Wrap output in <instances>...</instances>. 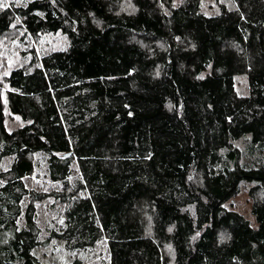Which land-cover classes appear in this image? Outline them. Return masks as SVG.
I'll use <instances>...</instances> for the list:
<instances>
[{
	"label": "trees",
	"instance_id": "obj_1",
	"mask_svg": "<svg viewBox=\"0 0 264 264\" xmlns=\"http://www.w3.org/2000/svg\"><path fill=\"white\" fill-rule=\"evenodd\" d=\"M129 2L0 13V39L20 19L25 37L69 40L0 83V159L14 157L0 172V264H41L33 251L52 238L71 251L106 239L110 264H264V0ZM7 107L27 123L11 133ZM39 153L62 191L26 187ZM246 185L257 227L227 207ZM48 198L65 227L40 242Z\"/></svg>",
	"mask_w": 264,
	"mask_h": 264
},
{
	"label": "rangeland",
	"instance_id": "obj_2",
	"mask_svg": "<svg viewBox=\"0 0 264 264\" xmlns=\"http://www.w3.org/2000/svg\"><path fill=\"white\" fill-rule=\"evenodd\" d=\"M35 0H0V13L6 9H15L26 7L28 3ZM213 2V1H212ZM214 3H208L205 6L206 13H211L210 9H214ZM210 6H213L210 8ZM131 5L129 0H122L121 9L127 11ZM21 25V20L17 19L15 28L10 36H4L0 39V83L3 78L11 74L12 71L28 67L34 54L41 59L42 57L53 52L64 51L69 47L68 38L62 33L42 34L38 38L25 37L24 31L17 27ZM34 49L35 53H31ZM237 89L241 94L248 93L247 76L236 77ZM6 87V86H4ZM247 92V93H246ZM5 95V93H4ZM6 129L8 132H14L27 123L10 113L8 107L5 110ZM240 149L245 155V143L240 142ZM35 163L34 174L26 177L24 182L29 190L37 192L50 193L53 191H62V183H54L50 180L48 173L47 156L43 153L34 155ZM14 162V157H6L0 159V172L8 171ZM72 176L69 182L73 183L81 179V172L77 161L75 160L71 166ZM0 181V187L2 186ZM251 185L243 186L241 194L232 199L227 207L243 215L251 222L253 227H257L256 219L252 215V199L250 197ZM28 199L23 202V213L25 212ZM37 207V224L41 229L39 237L40 242L50 239L52 231L61 232L65 227V206L55 198H48L43 202L36 204ZM20 227L25 225L24 215L19 220ZM34 256L41 264H110L111 256L106 239L100 240L95 248L86 249L84 251H71L66 248L64 240L52 238L47 246H39L33 251Z\"/></svg>",
	"mask_w": 264,
	"mask_h": 264
}]
</instances>
